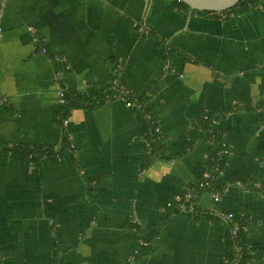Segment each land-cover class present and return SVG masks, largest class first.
I'll use <instances>...</instances> for the list:
<instances>
[{
  "label": "crops",
  "instance_id": "crops-1",
  "mask_svg": "<svg viewBox=\"0 0 264 264\" xmlns=\"http://www.w3.org/2000/svg\"><path fill=\"white\" fill-rule=\"evenodd\" d=\"M0 30L1 143L61 152L66 131L72 144L37 163L0 153L2 264H224L228 212L264 264V0L227 19L169 0H0ZM119 84L144 106L118 92L62 127L58 88ZM205 113L230 151L224 188L176 213L209 168L211 143L192 141Z\"/></svg>",
  "mask_w": 264,
  "mask_h": 264
},
{
  "label": "trees",
  "instance_id": "trees-1",
  "mask_svg": "<svg viewBox=\"0 0 264 264\" xmlns=\"http://www.w3.org/2000/svg\"><path fill=\"white\" fill-rule=\"evenodd\" d=\"M172 8H177L180 10L192 11L191 8L182 2L181 0H169ZM261 0H241L238 5L234 8L227 10L225 12L216 13V12H200L193 11L194 13L199 14H211L227 19L228 15H243L250 12L253 8L257 7L260 4ZM118 87L107 86L105 88L93 90L89 95H81V94H73L66 91V106H63L62 116L60 118V124L63 126L65 121L68 120L71 112L74 109H85V108H96L103 105L109 98H111L112 94H117L118 92L124 96L128 97L127 101H131L136 103L137 106H144L147 102V98L145 97H136L132 98L127 95L122 94L120 84ZM143 114L139 117L140 125L142 127V131L146 136L151 149L155 150V147L160 141V133L157 132V123L155 121L154 113L151 109L147 108L143 110ZM148 116H151V119H148ZM8 117V116H7ZM220 121V116H216L215 114L205 113L203 114L199 120L198 125L194 132H192V141L194 143L199 142H209L212 145L211 154L209 158V168L208 170H212L215 166H218L222 172L224 173L225 167L228 164L229 157L228 155H224L225 149H227L226 137L223 131L216 130V125ZM66 130V129H65ZM0 149L2 152L9 153L13 157H20L24 160L37 163L40 162L44 157L54 158L55 156H61L62 153L66 150L72 151L71 139L67 132L64 133V142H63V150L61 152H55L52 148H38L25 144H18L11 146H5L0 141ZM202 180V179H201ZM200 180V182H201ZM197 183L193 187H197L198 191L210 190L213 193H219V189H222L223 186V175H216L212 180V185L209 188H199ZM222 187V188H221ZM186 203L185 205H188ZM173 205L170 206L172 208ZM176 213H184L180 211V206L177 205ZM170 216V215H169ZM236 216V222L240 224L241 231L238 233L236 237L232 234V226L229 224L228 231V239H229V253L227 256V260L224 264H249L251 262V254L248 251V248L245 243V229H246V221L245 219ZM159 231V229H157ZM0 264H2L0 262Z\"/></svg>",
  "mask_w": 264,
  "mask_h": 264
},
{
  "label": "built area",
  "instance_id": "built-area-1",
  "mask_svg": "<svg viewBox=\"0 0 264 264\" xmlns=\"http://www.w3.org/2000/svg\"><path fill=\"white\" fill-rule=\"evenodd\" d=\"M1 33V30H0ZM1 37V35H0ZM36 41V40H35ZM121 92L124 95H127V92L125 90V88H121ZM57 98L59 101V104L61 106H66L67 100H66V91L65 89H63L62 87L58 88L57 90ZM135 105L134 103H132L131 101H127V107L129 108H133ZM148 119H151V116H148ZM69 124V121L66 120L65 121V126H67ZM157 132L160 133V129H157ZM1 149H0V153H1ZM224 155H228L230 156V151L229 148L227 147V149H225V151L223 152ZM224 175V173L222 172V170L218 167L215 166L212 170H207L203 177L202 180L200 182V184L198 185L199 188H209L212 185V180L216 175ZM198 188L197 187H192L189 190H187V192H185L182 196H179L175 199V202L177 205L180 206V211L184 212V213H194L196 211L195 207L191 204L185 205L186 203H190L194 196L197 194ZM213 199L216 203H218L220 201V194L219 193H212ZM172 204H169V207ZM222 218L225 220L226 223L230 224L232 226V234L234 237H236L238 235V233L241 231V226L239 223L236 222V216L233 212H228L226 214L222 215Z\"/></svg>",
  "mask_w": 264,
  "mask_h": 264
},
{
  "label": "water",
  "instance_id": "water-1",
  "mask_svg": "<svg viewBox=\"0 0 264 264\" xmlns=\"http://www.w3.org/2000/svg\"><path fill=\"white\" fill-rule=\"evenodd\" d=\"M187 4L192 12L221 13L234 8L241 0H181Z\"/></svg>",
  "mask_w": 264,
  "mask_h": 264
},
{
  "label": "flooded vegetation",
  "instance_id": "flooded-vegetation-1",
  "mask_svg": "<svg viewBox=\"0 0 264 264\" xmlns=\"http://www.w3.org/2000/svg\"><path fill=\"white\" fill-rule=\"evenodd\" d=\"M2 31V30H1ZM0 35H1V33H0Z\"/></svg>",
  "mask_w": 264,
  "mask_h": 264
}]
</instances>
